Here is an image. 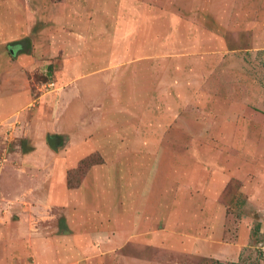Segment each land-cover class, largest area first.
Returning a JSON list of instances; mask_svg holds the SVG:
<instances>
[{"label": "rangeland", "instance_id": "374dc122", "mask_svg": "<svg viewBox=\"0 0 264 264\" xmlns=\"http://www.w3.org/2000/svg\"><path fill=\"white\" fill-rule=\"evenodd\" d=\"M201 1L143 0L142 20L138 16L133 26L127 25L130 31H143V36L126 42L124 37L113 36L111 54L104 59L108 68L96 70L67 90L69 96H87L94 101L118 95L116 101L95 102L91 112L80 108L88 102L84 100L75 103L74 110L70 107L54 115L58 127L70 132L74 143L70 145L72 140L65 133L56 135L57 150L51 148L48 158L62 163L66 175H75L69 178L70 185L88 168L83 180L90 173L83 188L86 200L72 205L83 206L87 212L98 206L101 213L108 209L112 216L117 213L113 209H121L125 202L128 208L133 206L131 200L155 201L166 187L176 194L166 199L174 202V207L168 210L161 206L160 214L170 212L176 218L171 225L183 226L175 232L180 237L170 236L173 245L153 248L128 240L116 249L126 264H256L261 257L264 0H253V5L241 7L240 13L237 7L233 9V3L238 5L241 0H224L217 10L219 5H213L216 0ZM233 10L234 22L229 20ZM216 12L225 16V29L212 18ZM172 17L174 22L168 20ZM118 28L122 29L123 23L120 16L113 15L111 31ZM116 38L122 42H114ZM141 40L143 54H135ZM45 78L35 74L36 81ZM85 81L91 83L86 85ZM54 88L48 80L43 91L34 84L32 92L36 97ZM69 100L73 104L75 99ZM85 158L82 173L74 172ZM88 163L92 165L86 166ZM121 174H138V178L126 186ZM126 189L135 194L142 190L143 198L129 193L126 198L117 196L116 192ZM65 196L70 199L66 188L62 200ZM134 210L131 207L123 221L133 217ZM222 224L224 261H217L216 242ZM195 246L201 254L184 251ZM207 251L209 254H203Z\"/></svg>", "mask_w": 264, "mask_h": 264}, {"label": "crops", "instance_id": "0c3cea01", "mask_svg": "<svg viewBox=\"0 0 264 264\" xmlns=\"http://www.w3.org/2000/svg\"><path fill=\"white\" fill-rule=\"evenodd\" d=\"M251 2L254 1L233 3V9L237 7L240 13L241 7L249 9ZM213 5H219L217 10L224 0H216ZM143 6V0H0V264H126L116 249L128 240L153 248L173 245L170 236L180 237L175 232L183 230V226L171 225L176 218L170 212L160 214L161 206L168 210L174 207V202L166 200L176 196L174 190L166 187L152 202L131 200L135 210L126 222L122 217L127 218L133 207L127 208L126 202L121 209L114 208L117 213L112 216L108 215V209L101 213L98 206H91L88 212L83 206L77 207L86 200L83 188L90 173L79 187L70 189L64 165L48 158L52 150L47 143L48 135L57 139L56 135L65 133L72 140L70 145L74 143L72 134L61 130L55 122L56 112L60 115L70 107L74 110L84 100L88 102L80 108L94 112L95 102L116 101L118 95L109 94L94 101L87 96H69L67 90L96 70L108 68L104 59L111 54L113 36L124 37L125 42L143 36V31L127 28L133 26L134 20L138 21V16L142 20ZM234 12L229 18L233 22L237 18ZM217 13L211 16L225 29V16ZM113 15L120 16L122 29L111 31ZM168 20L175 21L174 17ZM117 38L114 42L121 43ZM122 48L126 49L125 45ZM134 53L143 54L142 40ZM35 74L46 78L43 82L36 81ZM46 79L55 88L35 97L32 86L36 84L43 91ZM72 98L73 104L69 100ZM104 176L108 178L105 172ZM120 177L127 186L138 174ZM64 188L70 199L65 196L62 200ZM126 191L116 192L117 196L126 198L129 193L143 198L142 190L137 194ZM73 202L78 203L74 206ZM146 221L148 226L144 225ZM219 234L215 258L224 261L223 224ZM184 251L201 254L198 246ZM210 255L214 256L212 251ZM260 256L256 264H264V242Z\"/></svg>", "mask_w": 264, "mask_h": 264}, {"label": "trees", "instance_id": "16d2710c", "mask_svg": "<svg viewBox=\"0 0 264 264\" xmlns=\"http://www.w3.org/2000/svg\"><path fill=\"white\" fill-rule=\"evenodd\" d=\"M85 161H86V158L83 159L81 162H79V165L73 171L74 172H77V171L79 172L80 171V173H82V166H83L82 163H85ZM91 165L92 164H90V163L86 164V166H91ZM88 169L86 170V172L88 171ZM85 173L83 174V177H84ZM72 176L74 177L75 175L73 173H71V172H68L67 173V175H66V178H67V186L69 188H77V187H79L80 184H81V182H82V180H83V177L80 180H78L74 185H70V179L69 178L72 177ZM233 264H238V263H233ZM247 264H250V263H247ZM251 264H254V263H251Z\"/></svg>", "mask_w": 264, "mask_h": 264}, {"label": "water", "instance_id": "95a60500", "mask_svg": "<svg viewBox=\"0 0 264 264\" xmlns=\"http://www.w3.org/2000/svg\"><path fill=\"white\" fill-rule=\"evenodd\" d=\"M47 143L53 150H57V139L54 136L48 135Z\"/></svg>", "mask_w": 264, "mask_h": 264}]
</instances>
